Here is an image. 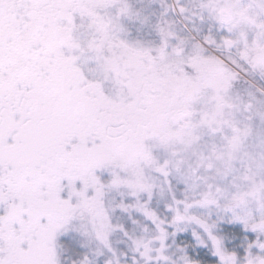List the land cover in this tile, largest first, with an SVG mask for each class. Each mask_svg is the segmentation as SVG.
Wrapping results in <instances>:
<instances>
[{
  "label": "snow or ice",
  "instance_id": "1",
  "mask_svg": "<svg viewBox=\"0 0 264 264\" xmlns=\"http://www.w3.org/2000/svg\"><path fill=\"white\" fill-rule=\"evenodd\" d=\"M0 264H264V0H0Z\"/></svg>",
  "mask_w": 264,
  "mask_h": 264
}]
</instances>
